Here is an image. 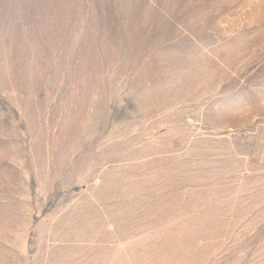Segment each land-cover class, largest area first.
Instances as JSON below:
<instances>
[{
	"label": "rangeland",
	"instance_id": "1",
	"mask_svg": "<svg viewBox=\"0 0 264 264\" xmlns=\"http://www.w3.org/2000/svg\"><path fill=\"white\" fill-rule=\"evenodd\" d=\"M0 264H264V0H0Z\"/></svg>",
	"mask_w": 264,
	"mask_h": 264
}]
</instances>
